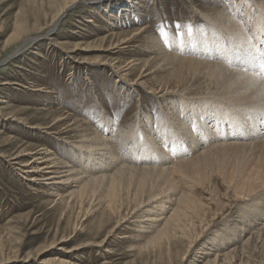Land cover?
<instances>
[{
    "label": "bare ground",
    "instance_id": "bare-ground-1",
    "mask_svg": "<svg viewBox=\"0 0 264 264\" xmlns=\"http://www.w3.org/2000/svg\"><path fill=\"white\" fill-rule=\"evenodd\" d=\"M232 1L211 0L220 7L201 8L204 20L220 37L214 38L223 42V50L212 48L207 57L198 48L190 49L186 40L174 44L173 53L172 50L166 53L146 27L130 37L125 35L115 43L111 41L107 49H100L110 54V58L101 62L102 67L123 91L129 93L135 87L140 88L169 106L164 122L155 123V127L149 125L153 131L157 129L154 136L141 142L142 135L138 132L144 123L140 122L139 130L130 131L125 139L120 156L113 143L120 141L121 136L114 140L106 115L105 134L67 112H60L47 127H31L46 130L49 136L57 135L56 140L64 141L73 155L72 161L78 165L75 169L47 148L23 150L9 161L24 175L29 189L53 199V206L77 205L78 213L86 203L96 202V210H100L103 218L113 220L98 243L71 250L56 245L55 254L69 253L74 263L55 258L41 264H83V255L77 258L74 252L121 242L130 244L129 251L140 252L153 245L160 253H169L178 244L187 243L179 264H264V135L257 137L264 129V0H250L251 7L240 0ZM77 2L67 0L35 30L33 37L28 36L24 23L19 21L1 49L19 44L6 59L0 60V65L24 56L42 41L71 59V53L56 41L55 35L65 13ZM134 4L138 9L141 7ZM241 10L243 14L239 17ZM84 22L97 27L95 19ZM2 34L0 28V38ZM73 34L85 38L79 32ZM31 53L41 57L38 51ZM132 54L140 58L135 59ZM123 55L130 58L122 62ZM147 55L148 59H141ZM72 61L87 64L84 60ZM135 70L139 75L130 79ZM163 72L179 81L154 84L152 75ZM1 85L19 86L8 81ZM192 89L200 91L195 97L199 102H190L194 99L189 97ZM31 90L42 92L35 87ZM176 106H181V111ZM145 118L152 121L148 115ZM165 143L169 146L168 153L163 151ZM25 156L29 161H23ZM219 186L223 195L217 193ZM209 206L213 213L207 220L205 213ZM224 208L227 210L222 213ZM87 215L85 212L80 220L85 221ZM221 227L222 233L215 231ZM79 230L75 224L70 236L60 239L58 244L71 241ZM111 252L106 249L104 254Z\"/></svg>",
    "mask_w": 264,
    "mask_h": 264
},
{
    "label": "rangeland",
    "instance_id": "rangeland-1",
    "mask_svg": "<svg viewBox=\"0 0 264 264\" xmlns=\"http://www.w3.org/2000/svg\"><path fill=\"white\" fill-rule=\"evenodd\" d=\"M66 1L0 0V28L3 31L0 38V60L6 59L19 44L1 49L2 42L15 32V25L19 21L24 23V29L29 32L28 36L33 37L35 30L60 10ZM237 1L233 0L232 3ZM240 1L243 4L249 3L251 7L250 0ZM135 2L140 4L139 9ZM216 6L218 5L213 4L211 0H79L65 13L55 35L56 41L65 45L66 51L71 53V59L49 46L47 41H42L24 56L0 65V264H41V261H51L55 258L74 263L75 260L69 253L61 256L55 254L56 245L71 250L87 243H98L113 225L112 219L103 218L100 210H96V202L91 205L86 203L81 213H78L80 207L77 205L53 206V199L29 189V183L22 178L24 175L17 172L11 165L12 161H9L13 155L23 150L34 152L47 148L55 157L75 169L78 165L72 161L73 155L64 141L56 140L57 135L49 136L46 135V130L40 131L31 127H47L60 112H67L79 120H85L96 132L105 134L103 116L106 115L114 140L116 136H121L120 141L112 142L120 156L123 154L122 146L127 137L132 131L139 130L137 126H141L140 122L144 123L138 132L142 135L141 142L154 136L157 129L153 131L149 125L155 127V123L164 122V113L169 106L150 97L140 88L135 87L129 93L123 91L115 82V78L102 67L101 62L110 58V54L100 49H107L111 41L115 43L125 35L130 37L136 30L146 27L166 53H171V50L173 53L175 45L183 44L184 40L187 45H191L190 49L198 48L204 56L212 53V48L223 50L222 39L214 38L220 37L200 12L203 7L216 9ZM221 7L223 8V5ZM242 14L243 10L239 12V17ZM97 15H101L105 21ZM90 18L95 19L97 27L84 22ZM74 32L85 35V38L77 37ZM209 38L211 39L206 40ZM37 51L41 57L31 53ZM132 55L135 59L140 58L136 54ZM120 57L122 62L130 58L127 55ZM148 58V55L141 57L144 60ZM72 60H84L87 64L77 65ZM229 63L231 65L230 60ZM13 65L23 69L14 68ZM135 71L130 79H136L139 75V71ZM168 73L153 74L154 84L157 81L160 84L179 81L168 78ZM4 81L19 86H3L1 83ZM34 87L40 88L42 92H33L31 89ZM198 92V89L189 92V97H194L190 99L191 103L199 102L195 98ZM176 107L179 109L181 106ZM181 109L182 107L179 111ZM174 111L183 119L180 112ZM145 115L152 121H148ZM168 150L169 146L165 143L163 151L168 153ZM22 159L24 162L29 161L28 156ZM217 189V193L223 195L221 187ZM212 209L211 206L206 209L207 220L213 213ZM226 210L227 208H224L222 213ZM85 212L88 214L86 220L81 221ZM75 224L82 231L79 230L71 241L58 244L60 239L70 236ZM215 231L222 233L224 227ZM129 246L130 244L122 242L115 245L107 243L101 247L79 250L74 252V256L78 258L83 255V264H179L187 243L178 244L171 248L169 253H160L157 246L153 245L140 252L135 249L132 252L128 250ZM106 249L113 253L104 254Z\"/></svg>",
    "mask_w": 264,
    "mask_h": 264
}]
</instances>
